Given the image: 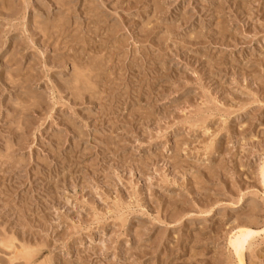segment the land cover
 Segmentation results:
<instances>
[{"label":"rangeland","instance_id":"obj_1","mask_svg":"<svg viewBox=\"0 0 264 264\" xmlns=\"http://www.w3.org/2000/svg\"><path fill=\"white\" fill-rule=\"evenodd\" d=\"M0 264H264V0H0Z\"/></svg>","mask_w":264,"mask_h":264}]
</instances>
